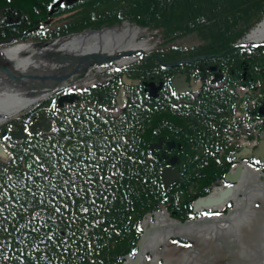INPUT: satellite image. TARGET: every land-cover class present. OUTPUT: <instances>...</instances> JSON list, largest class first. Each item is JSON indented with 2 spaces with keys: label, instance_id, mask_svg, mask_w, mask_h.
Instances as JSON below:
<instances>
[{
  "label": "trees",
  "instance_id": "obj_1",
  "mask_svg": "<svg viewBox=\"0 0 264 264\" xmlns=\"http://www.w3.org/2000/svg\"><path fill=\"white\" fill-rule=\"evenodd\" d=\"M55 1L0 0V52L123 22L157 31L162 43L114 71L110 82L78 93L71 105L59 108L50 97L13 121L27 128L32 118L47 116L56 130L20 144L4 142L11 160L0 162V264H116L134 251L140 234L136 223L143 215L171 205L168 211L176 215L170 216L185 221L190 202L226 174L216 168L215 158L193 157L178 166L181 180L168 190L171 199L164 196L159 173L166 164L149 159L148 151L162 137L160 124L175 123L176 130L189 128L183 123L192 121L223 122L237 104L232 92L174 95L170 79L183 67L166 64L225 53L227 60L234 56L240 61V79L245 72L264 75V70H253L264 67V51L241 55L234 47L264 19V0H77L56 8L51 17ZM67 13L63 21L43 24ZM188 37L198 44L189 49L175 45ZM124 74L164 87L157 99L147 96L143 85L126 87L125 111L102 115L115 107ZM205 134L180 138V148L197 155L198 147L208 146Z\"/></svg>",
  "mask_w": 264,
  "mask_h": 264
},
{
  "label": "bare ground",
  "instance_id": "obj_2",
  "mask_svg": "<svg viewBox=\"0 0 264 264\" xmlns=\"http://www.w3.org/2000/svg\"><path fill=\"white\" fill-rule=\"evenodd\" d=\"M120 27L111 31L103 30L100 33H84L79 36H69L67 39L57 40V42L49 43L45 46L33 44L17 45L4 49L1 57L5 61L15 63L10 70L12 73L31 71L47 74L54 71L55 67L42 60L41 55L46 51L58 50L66 54H90V52L106 54L116 53L117 51L134 52L136 50L145 52L151 49L148 39L139 40L141 31L137 28L126 27L121 33L115 32ZM249 40L253 44L260 41L264 42V21L249 35ZM132 61L134 59L123 58L119 61V65L128 64ZM28 93L29 91L7 83L6 78L0 81V124L16 117L21 112L42 101L46 96L45 94L39 97L38 95L29 96ZM263 187L264 183L259 179L257 174H247L242 171L237 178L236 186L231 189L232 192L228 195L229 198L232 197L236 202V208L229 217L185 224V226L179 227L170 224L167 216H158L153 228L147 227L143 237L145 241L142 248L144 247L145 250L150 251L154 255L151 264H158L157 251L159 247L175 236L190 238L196 236L203 240L219 239V237L223 236L234 237L239 246L243 248L240 228L243 227V224H250L249 219L255 214L254 211L252 212L249 209L248 199L252 201L251 206L259 201L264 204ZM220 189L213 188L211 192H217ZM212 196L215 197L216 195L212 194ZM262 221V223L260 222V225H262L260 231L261 238L264 237V219ZM140 259L141 257H138L137 260ZM195 262H197V259L193 256V252L190 251L183 255L182 264H194ZM260 262L261 259H257V262H253L252 264H261ZM135 264L143 263L137 261Z\"/></svg>",
  "mask_w": 264,
  "mask_h": 264
},
{
  "label": "flooded vegetation",
  "instance_id": "obj_3",
  "mask_svg": "<svg viewBox=\"0 0 264 264\" xmlns=\"http://www.w3.org/2000/svg\"><path fill=\"white\" fill-rule=\"evenodd\" d=\"M191 44V45H189ZM189 44H180L184 46L185 48L189 49V47L195 45L194 43ZM242 50L240 51V54L242 55L244 51L246 50H257L259 52L264 51V46L259 47H249L244 46L240 47ZM235 53L238 54V52L235 50ZM239 55V54H238ZM227 55L225 53L222 54H216V55H200L198 57H189L195 58V61L186 63L182 62L180 64L183 68V73L186 76L187 83L190 84V81L192 80L193 83L196 81H199L202 83L201 90L198 89L199 93L205 91L206 93H222L229 94L230 92L236 94L238 98H241L243 100L252 99V103L255 106H264V75L263 74H255L247 72L243 73L242 78L239 77V60L236 59V57L233 56L232 59L227 60ZM189 58L181 60H189ZM171 65H174V63H169ZM253 70H264L263 66H257ZM199 74L197 78L196 75ZM234 87V89H233ZM190 92H188L186 95L190 96H196L197 89L192 88L190 86ZM231 98V96H229ZM184 108V107H183ZM165 119V118H164ZM261 123L264 124V116L262 117ZM185 125H189V128L181 127V129H174L177 124H172L171 122H165L163 121L160 124V128L162 133V137L160 139H163V144L160 149V155L158 157L157 154H155L153 157L156 158L158 161H164L166 169L172 170L173 168L177 169V172H179L180 175H182V172L178 170V166H184V161L193 159V157L197 159H204V157L209 159H216V168H219V170H225L226 174L228 171L236 170L235 168L238 167V165L242 166V162L244 161L240 156H238L241 153L246 154L248 150L250 152H257L260 148V137L259 135H255L256 131L258 130L257 125H252L253 130L249 127H245L239 122L236 123H225L223 124L218 119L211 120V119H204L198 120V121H192V123H183ZM13 125L10 127H6L7 130L11 129ZM172 128V130L167 131L166 128ZM205 131L208 136L209 140L204 138L205 142L208 143V146L204 147H198V153L197 155L193 153L194 156H191V152L189 149H181V142L180 138L182 137H188L191 138V140L194 138L195 134H199L201 132ZM171 137L173 136V139L169 140L166 139L165 136ZM203 138V136H202ZM159 139V140H160ZM171 141L174 143V146L169 150L168 149V143H171ZM194 141V140H193ZM189 141H187L188 143ZM186 143V144H187ZM162 152L165 153V158L161 155ZM254 157H249L248 160H246V163H250L253 165L254 168L259 169L260 172H264V160L261 156H255L256 162L253 161ZM174 161L175 164H170L169 162ZM244 173L247 174H257L260 177L259 172H250L247 169L242 170ZM225 174V175H226ZM224 175V176H225ZM223 176V177H224ZM216 179L214 182L207 188L209 191H212L213 188H217V186H221V183H216L218 181H221L223 179ZM230 186H236V183H229ZM241 198V195H240ZM230 203H228V206L226 209H229V207H233L236 202L233 198H229ZM250 203L248 199V204ZM257 204V203H256ZM255 204V205H256ZM254 206V205H253ZM171 208V205L169 206ZM167 209V208H166ZM176 215V211L170 210L169 215ZM203 213H200L198 215H202ZM179 221V220H178ZM185 241L187 240L184 239ZM190 240V241H189ZM188 242L186 244L184 242L180 243V247L183 249H188V252L196 251L193 249L194 242L192 239L188 237ZM187 243L191 244L190 246H187ZM198 254V251H197ZM195 254V255H197ZM143 259V263H144Z\"/></svg>",
  "mask_w": 264,
  "mask_h": 264
},
{
  "label": "water",
  "instance_id": "obj_4",
  "mask_svg": "<svg viewBox=\"0 0 264 264\" xmlns=\"http://www.w3.org/2000/svg\"><path fill=\"white\" fill-rule=\"evenodd\" d=\"M74 0H58L56 3L51 7V10L49 11V16H52L54 13V9L58 7L60 4L63 2L70 3ZM47 24V22H45ZM110 31V29L102 28L101 31ZM100 32H95L92 30H86L83 31V33H100ZM79 34V35H81ZM79 35H70V36H79ZM69 37V36H68ZM68 37H63L62 39H67ZM60 40V39H59ZM34 45L38 46H45V44H39L35 43ZM133 52H118L117 54L115 53H109V54H98L95 52H90L87 54H72V53H62L61 51H46L44 52L41 57L42 60H44L46 63L49 65H52L54 68V71H51L47 74L42 73L41 75H25V74H13L10 69L4 68L0 66V72L5 75L6 81L9 84H14L16 87L29 91L28 95L29 96H35L38 95L41 96L43 94L47 95L54 92L55 88L59 86L60 83L67 81L70 79L72 76H80L82 73H84L87 69L91 68L92 65L98 64L102 65L105 63H112L115 60H120L124 56H133ZM195 59H189V61H193ZM180 62L176 63L175 65H179ZM185 76L182 74H176L173 79L171 80V84L173 85L174 88V93L176 95H183L184 92L189 91V84L186 83L185 81ZM192 83V82H191ZM139 85V81L137 79L135 80H130L127 78V76L124 75L122 78V83L121 87L118 89V94L116 96L117 104L119 106H123V108L126 105V101L123 100V96L125 95V87H136ZM144 85V93L148 94L149 97L155 99L157 98L158 92L162 88V83H158L155 85L153 82H146L142 83ZM198 87L200 86V83L197 82L196 84ZM79 100L77 96L70 95V96H60L58 98V107L62 106L63 104H71L74 101ZM264 107L260 108L258 111L259 113L263 114L264 113ZM124 109L121 110L123 112ZM53 124L51 120H48L45 116H40L38 118H34L32 121V124L29 127L28 133L25 132L24 128L20 124H15L14 129L10 131L9 133L4 130L2 132V139H7L10 141H17V142H22L24 139L28 138L29 134L31 135H50L52 129H53ZM262 141L259 144L260 148L257 152H248L246 154L241 153L238 156H240L243 159L248 158V156H261L262 159H264V132L261 134ZM162 145V140L160 139L158 143H151L149 145L148 150L152 151L153 153L155 152L154 149H160ZM174 145L173 142L168 143V148L170 149ZM164 156V154H163ZM1 158L7 159L8 157L6 153L3 151V149L0 146V160ZM170 164H174V161L172 160ZM236 170H232L229 173H227V176L224 180V182L221 183V189L216 191H213L210 195L206 196L205 198H197L193 204V213L196 214L200 211H214L216 213L221 212L224 210L225 205L228 203L230 200L228 195L232 192L231 189L234 188L233 186H230V183H236L238 176L242 173V166L238 165V167L235 168ZM244 169H248V171H253L254 169L251 168L250 166L244 165ZM259 179L263 181L264 183V175H260ZM180 180V175L178 172H176V169L170 170H165L163 169L160 174V181L164 185V194L165 196H168L167 190L168 188L173 185H178V182ZM217 183V182H216ZM218 184V183H217ZM219 189V188H216ZM264 191V187H263ZM212 194H215L216 196L213 197ZM264 194V193H263ZM228 197V198H227ZM232 198V197H230ZM236 208L233 207V209H230L227 213V216H218V217H212L208 218L210 216H207V219H198L196 221H185L184 224L176 223V222H170L172 225H176L179 227L185 226V224H192L196 222H207V220L215 219L218 220L219 218H225L229 217L230 214L234 211ZM166 216L163 212H152L151 214L148 213L144 216V219L140 223L139 227L141 230L143 229L142 236L140 237V241L137 243L136 249L138 250L134 255L130 256H125L124 264H135V262L139 261L137 260L138 257L142 258L143 257V252L148 251L145 250L144 247L142 248V245L145 241L144 233L146 232L147 227L153 228V225L156 221V218L158 216ZM152 217H154V222H152ZM132 258H134L132 260Z\"/></svg>",
  "mask_w": 264,
  "mask_h": 264
},
{
  "label": "rangeland",
  "instance_id": "obj_5",
  "mask_svg": "<svg viewBox=\"0 0 264 264\" xmlns=\"http://www.w3.org/2000/svg\"><path fill=\"white\" fill-rule=\"evenodd\" d=\"M67 16H69V14L60 16L56 18V20H60V19L63 20L67 18ZM56 22H60V21H56ZM115 26L116 25L111 27L110 31L117 28ZM120 26L121 27L116 29L115 32L121 33L122 30H124L126 27H132V25L130 24H122ZM100 30H95V32H100ZM139 31H141L139 40H144L146 38L148 39L149 45L151 46L150 50L142 52V53H150L151 51L156 49V47H158L160 43H162L158 32H150L146 29L144 30L139 29ZM80 33H83V32H80ZM156 35L158 36L156 37ZM189 43L195 44L197 43V40L192 37H188V39H183L181 41H178L176 45L189 44ZM25 44H28V43L27 42L18 43L17 45H25ZM118 52L123 53V51H118ZM133 62L134 61L128 63V65L132 64ZM14 64L15 63L13 62H8V61L3 60L0 55V66H3L4 68H8L11 70ZM13 73L25 74V75H41L42 74V72L37 73V72H31V71H22V72H13ZM84 74L85 72L81 74L83 81L92 80L93 78L92 74L91 75L90 73H86L85 75ZM75 77H80V76H72L70 77V79H74ZM3 80H5V75L0 72V81H3ZM29 109H31V107L21 112L19 115H17L14 118L18 119V117L25 114L27 111H29ZM14 118H11L9 120L12 121ZM10 121L7 120V122H10ZM2 124H0V127L6 125V122H4L3 125ZM217 183H221V181H218ZM217 187L220 188L221 186L219 185ZM208 195H210L209 190L205 196H202V198ZM251 202L252 201H250V203L248 204L249 209L252 212L254 211L255 214L251 217V219H249L250 224H246V225L243 224L242 225L243 227L240 228L241 229L240 230L241 244L243 245V248L239 246V244L235 241L234 237L223 236V237H219V239H212V240H209V239L203 240L200 237H196V236L192 238L189 237L194 242L193 249L198 251L197 255L193 254V256L197 259V262H195L194 264H252L253 262H257V259L258 260L261 259L260 263L264 264V250H263L264 237L261 238V234H260L261 227H262V225L260 224L263 222L262 220L264 219V204L259 201L257 202L256 205L253 206L252 204L251 206ZM171 241H167L166 243H164L163 246L159 247V250L157 251L158 259L160 260L161 264H182L183 255H185V253L188 252V249H183L180 247L179 244L172 243ZM144 252H147V251H144ZM139 261H141V259ZM141 262L143 263V261ZM143 264H151V262L149 263L148 260H144Z\"/></svg>",
  "mask_w": 264,
  "mask_h": 264
},
{
  "label": "built area",
  "instance_id": "obj_6",
  "mask_svg": "<svg viewBox=\"0 0 264 264\" xmlns=\"http://www.w3.org/2000/svg\"><path fill=\"white\" fill-rule=\"evenodd\" d=\"M87 84H88V80H87ZM88 85H90V84H88Z\"/></svg>",
  "mask_w": 264,
  "mask_h": 264
}]
</instances>
